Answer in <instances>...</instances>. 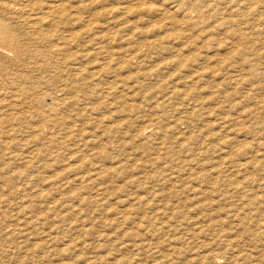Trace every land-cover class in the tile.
<instances>
[{
    "label": "rangeland",
    "instance_id": "374dc122",
    "mask_svg": "<svg viewBox=\"0 0 264 264\" xmlns=\"http://www.w3.org/2000/svg\"><path fill=\"white\" fill-rule=\"evenodd\" d=\"M71 4L77 104L35 115L51 68L0 116V264H264V0Z\"/></svg>",
    "mask_w": 264,
    "mask_h": 264
},
{
    "label": "bare ground",
    "instance_id": "6f19581e",
    "mask_svg": "<svg viewBox=\"0 0 264 264\" xmlns=\"http://www.w3.org/2000/svg\"><path fill=\"white\" fill-rule=\"evenodd\" d=\"M71 1L72 0H0V116L4 118L2 122H9L8 120H22V115L19 117V115H16L13 112V114L10 113L12 107L14 109V106L22 105L23 107L27 106L31 108L28 105L38 106L41 104L40 102L43 96L41 97L39 87L42 77L39 73L41 71H45L46 69H48V71L51 68L54 69V71L55 69H58L56 70L58 74L53 77L52 84L58 86L59 91H63V95L61 98L53 97L52 106L51 108L49 107V110L43 109L42 107L41 110H38L39 108H37V113L35 115L38 116L40 120H44L46 126L53 123V126L60 127L62 125V121L64 120V111H66L64 108L61 109L62 106L69 107L74 103L77 104V94L74 92L78 90V87H74L72 83L77 80V76H81L79 80H87L88 76L83 74V70L86 68L81 65H79V67H74L73 65V69H76L74 72L76 77L75 79L70 78L71 75H73L70 67L74 64L72 59L73 55H75L72 45L75 41H77L81 33L84 36V34L87 35L90 34L91 31H94L91 27L94 22L87 21V23L84 24L83 30L80 31V34H76L77 30L75 31V28H73L75 19L72 11L70 10V6L72 5ZM193 11H196L195 8ZM129 12H131V10ZM154 30L156 31V29ZM110 36L105 34L104 30H101L98 32L96 37H100L101 40H108ZM112 37L113 36H111L110 39ZM153 46H155V44ZM99 50L106 51L108 53L110 52L108 48L103 50V46H101ZM57 54H60V56ZM96 71L92 72V76L97 75ZM93 79L94 78H92V80ZM87 86V84H84L79 90H86L87 92ZM48 92L49 91L46 93L48 94ZM52 94H54V92H52ZM83 97L87 98L84 95ZM49 104H47V106ZM83 106L85 107V105ZM76 171L78 172L77 168ZM84 180L86 179L84 178ZM82 181L83 180H81V182Z\"/></svg>",
    "mask_w": 264,
    "mask_h": 264
}]
</instances>
